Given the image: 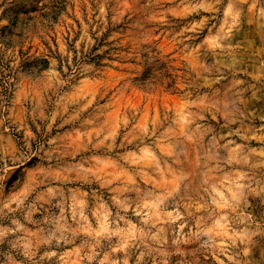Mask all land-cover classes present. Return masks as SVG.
Here are the masks:
<instances>
[{"label": "clouds", "instance_id": "clouds-1", "mask_svg": "<svg viewBox=\"0 0 264 264\" xmlns=\"http://www.w3.org/2000/svg\"><path fill=\"white\" fill-rule=\"evenodd\" d=\"M0 264H264V0H0Z\"/></svg>", "mask_w": 264, "mask_h": 264}]
</instances>
